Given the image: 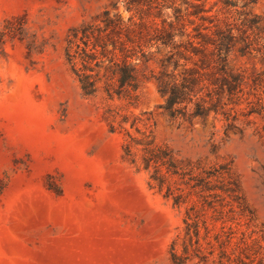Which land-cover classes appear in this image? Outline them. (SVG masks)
I'll use <instances>...</instances> for the list:
<instances>
[{
	"label": "rangeland",
	"instance_id": "1",
	"mask_svg": "<svg viewBox=\"0 0 264 264\" xmlns=\"http://www.w3.org/2000/svg\"><path fill=\"white\" fill-rule=\"evenodd\" d=\"M114 1L0 0V264H173L185 204L175 207L150 187L135 142L142 132L182 166L226 164L219 172L253 211L240 217L255 231L246 244L264 256L262 117L239 115L238 129L226 135L221 121L212 128V113L203 126L169 119L150 77L159 70L155 55L137 67L145 79L136 104L108 98L104 86L115 84L102 67L96 92L82 93L65 57L70 31L100 24L103 10L127 17ZM249 9L264 20V0ZM231 66L250 72L262 64L235 53ZM179 181L173 177L172 188L186 191ZM185 264L215 263L191 257Z\"/></svg>",
	"mask_w": 264,
	"mask_h": 264
},
{
	"label": "trees",
	"instance_id": "2",
	"mask_svg": "<svg viewBox=\"0 0 264 264\" xmlns=\"http://www.w3.org/2000/svg\"><path fill=\"white\" fill-rule=\"evenodd\" d=\"M255 1L115 0L113 6L121 4L128 16L103 10L100 24L71 29L65 57L85 96L96 92L97 68L102 67L115 84H105L108 98H125L134 105L145 79L137 75V67L155 55L159 70L150 77L165 97L168 118L203 126L212 113V128L221 121L226 135L238 129L239 115L264 119V20L249 9ZM235 53L257 58L262 66L250 72L234 69ZM135 142L142 146L150 187L171 198L175 207L185 204L181 251L176 241L170 246L173 264H185L191 257L197 263L264 264L260 248L246 244L255 231L251 221L240 217L253 211L238 195L237 183L219 172L228 171L226 164L207 169L197 163L182 166L167 145L154 143L152 135L142 132ZM124 151L135 162L130 144ZM173 177L186 191L172 188ZM191 196L196 200L190 202Z\"/></svg>",
	"mask_w": 264,
	"mask_h": 264
}]
</instances>
